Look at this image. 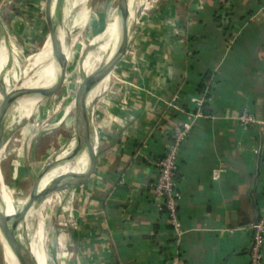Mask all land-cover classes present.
<instances>
[{
  "label": "crops",
  "instance_id": "crops-1",
  "mask_svg": "<svg viewBox=\"0 0 264 264\" xmlns=\"http://www.w3.org/2000/svg\"><path fill=\"white\" fill-rule=\"evenodd\" d=\"M19 23L17 17L8 25ZM109 76L85 102L94 171L42 199L53 200L46 264H171L177 256L178 264H251V224L264 214V134L238 115L247 107L264 118V0L156 1L135 21L115 78ZM200 98L210 116H194ZM183 121L192 127L179 156L186 232L177 246L150 183ZM34 141L31 159L13 165V178L36 177L46 165L50 145ZM89 166L84 150L57 174ZM0 187L4 194L1 179ZM2 251L0 240V264Z\"/></svg>",
  "mask_w": 264,
  "mask_h": 264
},
{
  "label": "rangeland",
  "instance_id": "rangeland-1",
  "mask_svg": "<svg viewBox=\"0 0 264 264\" xmlns=\"http://www.w3.org/2000/svg\"><path fill=\"white\" fill-rule=\"evenodd\" d=\"M156 1L159 0H129L132 14L130 30L132 32L135 21L141 12L147 10ZM21 2H29V4L32 2V8L25 6L22 9ZM57 3L58 0H53V13L57 11ZM61 4V16L58 11L56 19L53 18L54 23L61 27L60 33L63 28H66L73 38L72 46L66 55L67 68L63 87L54 96L41 102L38 111L35 110V107V111H32L33 115H29L31 110L21 116L18 115V111H15L13 115L16 117L10 122L8 120L10 127L4 137V146L0 155V179L5 189L6 199L13 207L14 212L19 211L24 205L35 177L13 178V165L17 166L20 163H26L27 158L31 159L30 151L37 147L34 141L36 137L44 141V146L50 145L49 152L48 150L45 152L46 164L58 154H65L66 151L65 155L71 153L70 143L75 136L73 120L75 118L74 98L76 92L82 80L98 70L108 60L111 52L105 46V42L101 40L100 35L106 32L109 25L115 24L111 21L118 19L121 12L119 0H63ZM81 8L83 19L80 18ZM17 17L21 20V24L19 23L15 29H12L8 24ZM45 19L46 0H0V20L3 24L0 39L5 38L8 51V60L5 65L6 58L0 50V73L4 79L8 76V89H12L22 80L29 81L28 86H32L37 81L39 75L31 80H27L26 75L32 71L36 54L43 49L50 36V28ZM118 64L110 73L109 79L115 78L113 74H115ZM28 115L29 118H27ZM38 146L42 147L40 144ZM33 159H36V154L33 155ZM65 163L67 162H61V164ZM75 179L76 177L67 176L61 182L67 187ZM51 196V193L48 194V197ZM42 199L37 200L33 208V210L36 208L35 212L39 216L32 211L17 232L25 245L32 248L34 255L37 251H41L45 259H48L51 239L47 236L45 219L51 211L53 200L50 198V203L44 204ZM4 203L8 209L6 200ZM38 222L43 224L40 233H37ZM0 240L3 248L2 264H8L1 232Z\"/></svg>",
  "mask_w": 264,
  "mask_h": 264
},
{
  "label": "water",
  "instance_id": "water-1",
  "mask_svg": "<svg viewBox=\"0 0 264 264\" xmlns=\"http://www.w3.org/2000/svg\"><path fill=\"white\" fill-rule=\"evenodd\" d=\"M121 5H124V9L121 10L122 15V36L120 44L113 54V56L108 59L98 70L94 71L90 75H87L81 82L76 92L74 98V108H75V136L73 137L70 145L71 153L63 157L58 154L54 159L48 162L39 174L34 178L29 195L22 206V208L17 213L14 223L11 224L9 216L4 214L0 210V232L4 240L7 242L11 251L15 254L20 264H38L36 258L32 252L26 247L25 251L28 253L30 262L27 261L22 255V244L20 241V236L18 234V229L23 225L24 220L27 218L29 211L32 209L37 200L42 199L44 196L61 190L65 187L62 184V179L67 176H73L81 180L88 178L96 166V155L91 142L90 126L85 110L86 97L89 90L104 79L107 75H110L114 67L122 59L128 50L130 40H131V12L129 7V0H119ZM62 3V2H61ZM39 5V3H38ZM50 5L48 0H46V23L50 28V39L53 47L54 55L48 59V62L43 70V72L38 76L37 81L32 85L28 86V82L21 81L12 89H8L5 85L4 77L0 73V93L2 98L0 101V155L4 146L5 133L9 129L8 120H13L16 115L13 113L18 111V115L21 116L26 110H34V108L41 102L54 96L63 87L65 76H66V66L67 60L62 56L61 42L59 38V28L60 26L54 23ZM62 4L59 7V13L61 16ZM3 31V24L0 20V35ZM13 115V116H12ZM80 144L79 148H76L77 144ZM87 150L88 157L90 161L89 169L83 173H61L52 179V181L44 188L40 187V182L44 175H46L49 170L61 164V162H70L79 153Z\"/></svg>",
  "mask_w": 264,
  "mask_h": 264
},
{
  "label": "built area",
  "instance_id": "built-area-1",
  "mask_svg": "<svg viewBox=\"0 0 264 264\" xmlns=\"http://www.w3.org/2000/svg\"><path fill=\"white\" fill-rule=\"evenodd\" d=\"M199 108L194 116H210L202 108L204 99L197 100ZM240 123L246 127H258L264 134V118H259L249 108L245 107L238 115ZM192 123L183 121L177 125L172 134V140L158 161V175L150 183V188L161 199L162 209L167 213L169 223L172 228V236L175 244L178 246L182 243L186 230L179 213L180 192L177 185L179 156L183 142L188 137ZM253 239L250 247L251 264H263V247H264V214L251 224ZM178 256L174 258L171 264H178Z\"/></svg>",
  "mask_w": 264,
  "mask_h": 264
},
{
  "label": "bare ground",
  "instance_id": "bare-ground-1",
  "mask_svg": "<svg viewBox=\"0 0 264 264\" xmlns=\"http://www.w3.org/2000/svg\"><path fill=\"white\" fill-rule=\"evenodd\" d=\"M62 1L63 0H58L57 11H56V13L55 12L53 13V11H52L53 0H48V4L50 5L49 9L51 10L52 17L54 19H56V17L58 16L57 14H58L59 7H60V4H61ZM129 6H130V3H129ZM123 9H124V5L120 4V10H123ZM64 15H65V13H64ZM131 16H132V14H131ZM86 17H87V15H86ZM80 18L83 19L82 8L80 10ZM85 20H86V18H85ZM111 22L115 23V24L113 26H112V24L109 25V27L106 30V32L100 35V38H101V40L103 42H105V46L109 48L110 52H112V50L114 49L115 50L114 53H115L117 48H118L117 45L119 43V40H121V36H122V15H121V12H120L119 18L116 19L115 21L112 20ZM58 33H59V38H60V42H61L62 56H63L64 59H66V55H67L69 49L72 46L73 38L71 36V33L66 28H63L61 30V33H60V28H59ZM107 34H109V35H107ZM2 44L6 45L4 39L0 40V48H1L2 55L6 58V60H5V65H6L7 64V60H8V51L6 50V48ZM53 55H54L53 47H52V44H51V39L49 37V40L47 41V43L45 44L43 49L38 54H36L35 60H34V66L32 68V71L30 73H28V75H26V79L27 80H31L35 76L40 75L43 72V70H44V68H45V66L47 64L48 59L50 57H52ZM109 56H110V54H109ZM109 56H108V59H109ZM102 80L100 81V83L98 85H101ZM4 82H5V85L8 87V84H9L8 76L5 77ZM28 84H29V81H28ZM91 94H93V93H91ZM1 98H2V94H1ZM0 101H1V99H0ZM29 111L30 110H28V111L26 110L24 112V114L26 112H29ZM79 147H80V144L78 143L76 148H79ZM66 153H67V151H66ZM65 154L60 155V157L65 156ZM62 165L63 164H57L53 168L52 171L49 170V172L46 175H44V177L42 178L41 183H40V187L41 188L46 187L47 183L49 184L51 182L53 177L56 176L57 170H59ZM87 168L85 170L77 172V173H83V172H85L87 170ZM48 176H49V179H48ZM5 200L8 203V201L6 199V195H5V193L3 194L2 189L0 187V210L4 214L9 216L10 222H11V224H13L14 220H15V217H16V215H17V213L19 211H17L15 213L14 210H13V207H11V205L9 203H8V209H7V207H6L5 203H4ZM2 239H3V242H4V246H5V252H6V255H7V261H8L7 263L8 264H20V262L18 261L17 257L15 256V254L11 251L10 247L8 246L7 242L4 240L3 237H2ZM20 241H21V244H22V250H21L22 251V255L24 256V258L27 261L30 262V258L28 256V253L25 251L26 250L25 249V243L23 242L21 237H20ZM26 247L32 252V248L31 247L29 248V246H27V245H26ZM32 254H33V252H32ZM34 257L36 258V261H37L38 264H46L45 256H44V254L41 251H37V253H35Z\"/></svg>",
  "mask_w": 264,
  "mask_h": 264
},
{
  "label": "trees",
  "instance_id": "trees-1",
  "mask_svg": "<svg viewBox=\"0 0 264 264\" xmlns=\"http://www.w3.org/2000/svg\"><path fill=\"white\" fill-rule=\"evenodd\" d=\"M206 79H208V80L210 79V74H208V75L206 76ZM205 87H206V84H205V83L202 84L201 87H200V91L203 92V91L205 90ZM207 97H209V95H208ZM206 105H207V102H204V104H203V108L206 107Z\"/></svg>",
  "mask_w": 264,
  "mask_h": 264
}]
</instances>
